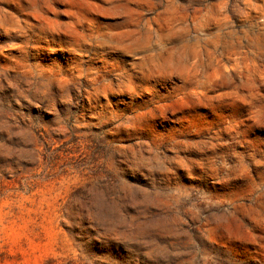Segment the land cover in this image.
<instances>
[{"label":"rangeland","instance_id":"374dc122","mask_svg":"<svg viewBox=\"0 0 264 264\" xmlns=\"http://www.w3.org/2000/svg\"><path fill=\"white\" fill-rule=\"evenodd\" d=\"M0 264H264V0H0Z\"/></svg>","mask_w":264,"mask_h":264}]
</instances>
